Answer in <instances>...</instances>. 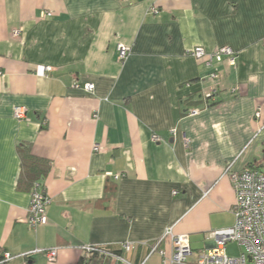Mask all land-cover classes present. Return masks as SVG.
<instances>
[{"label": "crops", "instance_id": "1", "mask_svg": "<svg viewBox=\"0 0 264 264\" xmlns=\"http://www.w3.org/2000/svg\"><path fill=\"white\" fill-rule=\"evenodd\" d=\"M119 43L131 47L123 62ZM223 45L238 58L216 79L188 53ZM28 147L52 163L36 229ZM230 164L264 169V0H0V248H58L53 262L38 252L5 264H77L82 245L124 241L137 244L134 264H162L151 248L169 227L202 252L208 232L235 222Z\"/></svg>", "mask_w": 264, "mask_h": 264}, {"label": "built area", "instance_id": "2", "mask_svg": "<svg viewBox=\"0 0 264 264\" xmlns=\"http://www.w3.org/2000/svg\"><path fill=\"white\" fill-rule=\"evenodd\" d=\"M148 12L158 15L160 9L152 6L148 9ZM52 14L51 11L42 12L43 17H48ZM21 32L20 28H16L12 31V34L14 37H18ZM188 53L197 59L204 60L205 65L212 70L210 73L212 79L219 77V72L217 71L219 64L227 62L233 66L238 58V52L229 45L219 46L213 51H207L202 46H195ZM130 54V46L123 43L118 44L117 58L120 62L126 60ZM51 70V66L44 67L45 72H50ZM94 87L93 83L85 84V88L89 91H93ZM215 93V91L208 92L205 94V97H207L205 99H212ZM199 110V108H192L190 113L196 114ZM14 115L18 119H26L28 109L23 106H16ZM172 132L175 133V130ZM153 139L156 141L162 140L157 134H153ZM187 143L188 140L186 145ZM93 149L96 152H100L104 148L99 143H95ZM226 172L230 176L236 193V201L233 206L234 224L208 232L207 238L213 242V246L202 252H195L188 235L176 234L172 227L167 228L165 233L152 243L151 248V253H160L162 264H264V169L246 168L233 170L232 164H230L227 166ZM107 174L115 179L123 176V174H114L112 172ZM31 196L27 223L30 228L36 229L48 222L47 208L51 203V198L46 194L40 181L34 182ZM165 241H167L168 248H161V244ZM232 243L237 244L240 248L237 255H231L228 251V246ZM145 244L147 243L145 242ZM136 245L133 241L121 242L117 246L119 252H116L109 245L86 244L81 246V250L88 254L98 252L104 255L107 260L111 259L109 264H134L125 254L131 252ZM38 252L44 253L51 262L55 261L58 256L57 247L36 248L18 255L10 251H4L2 258H0V264H5L17 256L30 258L32 254ZM148 257L139 264H146Z\"/></svg>", "mask_w": 264, "mask_h": 264}, {"label": "trees", "instance_id": "3", "mask_svg": "<svg viewBox=\"0 0 264 264\" xmlns=\"http://www.w3.org/2000/svg\"><path fill=\"white\" fill-rule=\"evenodd\" d=\"M24 153L25 154H24V162H23V176L27 177L31 181L33 186L34 182L39 181V179L45 177L48 174L52 166V163L50 160L36 156L29 147L27 148V150H24ZM259 167L260 166H254V165L250 166V168H259ZM112 248L113 250H116V252H119L118 247H112ZM3 252L4 249L0 248V258H2ZM86 260L88 264L111 263V259L107 260V258L104 255L98 252H92L82 256V258L77 264H84Z\"/></svg>", "mask_w": 264, "mask_h": 264}, {"label": "rangeland", "instance_id": "4", "mask_svg": "<svg viewBox=\"0 0 264 264\" xmlns=\"http://www.w3.org/2000/svg\"><path fill=\"white\" fill-rule=\"evenodd\" d=\"M228 251L231 255H237L240 251V248L237 246V244L232 243L228 246Z\"/></svg>", "mask_w": 264, "mask_h": 264}]
</instances>
